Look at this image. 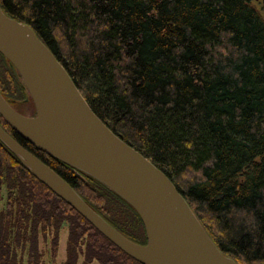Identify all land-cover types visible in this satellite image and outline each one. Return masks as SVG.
<instances>
[{"label":"trees","instance_id":"16d2710c","mask_svg":"<svg viewBox=\"0 0 264 264\" xmlns=\"http://www.w3.org/2000/svg\"><path fill=\"white\" fill-rule=\"evenodd\" d=\"M0 7L32 27L96 115L171 179L225 255L264 264V8L253 0H0ZM0 92L14 109L31 100L1 53ZM0 125L115 229L147 243L122 198L39 151L1 116ZM5 184L0 264H42L40 236L54 233L57 255L65 226L62 264H140L0 141V202ZM20 248L28 249L26 263Z\"/></svg>","mask_w":264,"mask_h":264},{"label":"water","instance_id":"95a60500","mask_svg":"<svg viewBox=\"0 0 264 264\" xmlns=\"http://www.w3.org/2000/svg\"><path fill=\"white\" fill-rule=\"evenodd\" d=\"M0 53L20 75L36 111L34 116L21 114L0 92V116L39 151L94 178L128 203L142 220L147 243L133 242L115 229L0 125V141L37 180L140 264H238L217 247L171 179L96 115L32 27L1 7Z\"/></svg>","mask_w":264,"mask_h":264},{"label":"rangeland","instance_id":"374dc122","mask_svg":"<svg viewBox=\"0 0 264 264\" xmlns=\"http://www.w3.org/2000/svg\"><path fill=\"white\" fill-rule=\"evenodd\" d=\"M254 5L258 9L264 8V0H253ZM31 99V98H30ZM18 112L26 116H34L36 114L35 107L32 100H27L25 102L19 103L16 108ZM9 188L7 184L1 187V202H0V210L6 211L8 209V195ZM54 233H50L46 240L44 241L43 236H40V252L43 254L42 256V264H62L67 259V245H68V227L65 226L60 234V246L57 255H55L54 250L52 248V240ZM19 259L23 258L26 263L28 258V249L22 250L21 248L17 251ZM83 257V256H82ZM83 263V258L80 259L78 264ZM93 264H100L95 261Z\"/></svg>","mask_w":264,"mask_h":264},{"label":"flooded vegetation","instance_id":"af4514ba","mask_svg":"<svg viewBox=\"0 0 264 264\" xmlns=\"http://www.w3.org/2000/svg\"><path fill=\"white\" fill-rule=\"evenodd\" d=\"M16 110V109H15Z\"/></svg>","mask_w":264,"mask_h":264}]
</instances>
